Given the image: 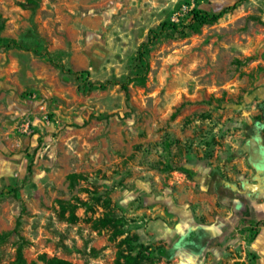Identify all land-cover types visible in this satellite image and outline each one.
I'll use <instances>...</instances> for the list:
<instances>
[{
	"label": "rangeland",
	"instance_id": "374dc122",
	"mask_svg": "<svg viewBox=\"0 0 264 264\" xmlns=\"http://www.w3.org/2000/svg\"><path fill=\"white\" fill-rule=\"evenodd\" d=\"M237 2L0 0V264H264V0L161 31Z\"/></svg>",
	"mask_w": 264,
	"mask_h": 264
},
{
	"label": "trees",
	"instance_id": "16d2710c",
	"mask_svg": "<svg viewBox=\"0 0 264 264\" xmlns=\"http://www.w3.org/2000/svg\"><path fill=\"white\" fill-rule=\"evenodd\" d=\"M242 1L243 0H238V2L236 4L232 5L231 7H227V8L222 9L218 14H209V13L202 11V10L193 9L190 12V20H189L188 24H185V25L180 27L173 22H164L161 24V31H163L167 27H171L174 31H177L181 34H184V30H189L191 32H197L203 25H209V24H213V23L217 22L228 10L234 9L236 7V5ZM0 30H1V26H0ZM152 33H153V31H150V33L147 37V42L142 43L139 46L138 59L140 61H142L144 59L145 53H146L150 43L153 40L152 37L150 36ZM7 43L8 44L6 46L16 45V43L14 41H8ZM147 70H148V68H145L142 75H136V76H133L132 78H128L127 82L122 84L121 87H122V90L125 92L126 97H128V84L134 83L135 85H138V86L144 85ZM84 74L88 75V72H85ZM138 248H141V246H138ZM126 261L130 264H138L144 260H143V258H139L138 255H134V256H128L126 258ZM43 262H44V264H72L71 262H68V261L62 260V259H57V258H52V259H48V260L44 259ZM12 264H24L22 251L20 248L17 249L16 259H15L14 263H12Z\"/></svg>",
	"mask_w": 264,
	"mask_h": 264
},
{
	"label": "crops",
	"instance_id": "0c3cea01",
	"mask_svg": "<svg viewBox=\"0 0 264 264\" xmlns=\"http://www.w3.org/2000/svg\"><path fill=\"white\" fill-rule=\"evenodd\" d=\"M250 217L256 223L264 221V200L261 203H258L257 205L253 206ZM261 233H264V226L262 230L259 232L257 238L260 236ZM258 240H261V239H258ZM254 247L255 249H257L258 253L264 255V242L259 243L257 246H254Z\"/></svg>",
	"mask_w": 264,
	"mask_h": 264
},
{
	"label": "flooded vegetation",
	"instance_id": "af4514ba",
	"mask_svg": "<svg viewBox=\"0 0 264 264\" xmlns=\"http://www.w3.org/2000/svg\"><path fill=\"white\" fill-rule=\"evenodd\" d=\"M262 157H264V156H261V158H262ZM261 158H258V159L256 158V159H255V157H253V159L258 160V162H259V160H260V163H261V164H264V158H262V159H261ZM253 159H252V160H253Z\"/></svg>",
	"mask_w": 264,
	"mask_h": 264
}]
</instances>
